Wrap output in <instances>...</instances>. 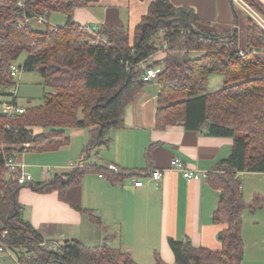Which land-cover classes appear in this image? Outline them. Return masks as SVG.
Instances as JSON below:
<instances>
[{
  "label": "trees",
  "instance_id": "trees-1",
  "mask_svg": "<svg viewBox=\"0 0 264 264\" xmlns=\"http://www.w3.org/2000/svg\"><path fill=\"white\" fill-rule=\"evenodd\" d=\"M243 1L264 18V7L257 0ZM18 2L0 0V230L8 231L5 242L18 263L138 264L120 249L87 248L77 240L60 243L58 251L42 247L45 240L24 220L17 200L25 187L49 192L80 183L87 169L112 183L122 179L118 174L87 166L49 183L20 185V171L4 173V165L23 153L26 144L49 140L46 134L56 140L47 143L50 148L39 147V151L58 150L66 142L62 139L65 130L70 128L86 129L96 147L107 146L109 132L123 127L126 106L149 83L142 80L140 63L164 47L168 56L190 52L200 56L183 60L166 57L163 68L157 70L155 79L160 88L155 127L162 130L178 125L187 131L204 130L208 136L233 139L223 167L206 179L220 194L212 221L225 226L219 233L222 248L214 252L169 239L174 264H242L244 198L236 174L264 173V30L249 18L247 47L241 51L236 29L222 34L205 31L200 27L203 21L191 8L174 7L169 0H162L150 5L131 45L124 27L103 26L88 32L84 25L72 21L76 8L98 0ZM55 12L63 14L66 21L53 30L49 24L44 31L35 29L32 22L19 25L25 18L47 19ZM97 38L102 41L93 45ZM22 54H26L23 64L12 77L13 61ZM157 63L153 62L152 68ZM34 71L39 72L47 89L44 103L22 106L24 113L7 119L1 106L11 98L9 90H17L13 99L18 104L16 79L22 72ZM215 74L223 77V87L204 91L203 86ZM35 129L43 132L35 135ZM155 264L166 263L155 253Z\"/></svg>",
  "mask_w": 264,
  "mask_h": 264
},
{
  "label": "crops",
  "instance_id": "crops-1",
  "mask_svg": "<svg viewBox=\"0 0 264 264\" xmlns=\"http://www.w3.org/2000/svg\"><path fill=\"white\" fill-rule=\"evenodd\" d=\"M17 1L19 5L22 2ZM157 1L162 0H98L76 8L72 21L97 28L124 27L132 45L136 28L150 5ZM257 1L264 7V0ZM169 2L174 7L191 8L203 21L200 27L205 31L222 34L236 29L238 49H246L250 17L235 8L231 0ZM166 55L163 47L148 60L158 62L155 72L163 68ZM159 88L156 79L151 80L126 106L123 127L109 132L107 146L96 147L86 129L70 128L65 130L62 139L66 142L58 150H37L36 161H44L43 154H52L49 159L56 167L51 166L53 171L49 174L43 173L45 168H40L41 173L34 171L36 178L32 177V185L74 174L76 170H69V165L81 161L85 167L104 168L113 164L120 169L118 175L122 178L112 183L87 169L80 183L62 190L38 192L30 187L22 188L17 200L23 218L45 241L77 240L87 248L120 249L138 264H155V253L164 263L174 264L169 239L190 242L195 248L221 250L219 233L225 226L212 221L220 194L206 179L223 167L221 163L230 156L233 139L208 136L204 130L187 131L178 125L157 129ZM33 93L26 91L30 99ZM42 132V129L34 130L35 135ZM47 143L28 144L26 150ZM23 153L18 154L17 162L25 159ZM176 158L201 178L188 181L172 171L171 162ZM154 170L163 173L159 182L134 187L133 179L145 181ZM236 177L244 198L242 264H264V173H237Z\"/></svg>",
  "mask_w": 264,
  "mask_h": 264
},
{
  "label": "built area",
  "instance_id": "built-area-1",
  "mask_svg": "<svg viewBox=\"0 0 264 264\" xmlns=\"http://www.w3.org/2000/svg\"><path fill=\"white\" fill-rule=\"evenodd\" d=\"M231 2L234 3L235 6L241 7L242 10L245 11L248 14V16L251 19H253V21L264 30V18L261 15H259L258 13H256L254 10H252L247 3H245L243 0H231ZM245 7L248 10H246ZM255 15H259L261 17V19L256 18ZM22 21L19 22L20 25L21 24L25 25V24H28L31 22H35L37 24H44L46 22V20L43 16H38L37 18H32V19L25 18ZM84 26H85L84 29L88 32H93V31H96V29H98L97 27L92 26V25H84ZM50 28L52 30L55 29L54 26L50 27ZM99 41H102V39L97 38L96 40L92 41V44L96 45V44H98ZM140 68L143 71L142 80L144 82H150L151 80L156 78L157 74H156L154 68H152L146 64H142L140 66ZM10 73H11L12 77H16V75L18 74L17 67L11 66ZM9 92L11 93V98L8 101L3 102L2 106H1V111L5 115V117H7V119L12 120V119H14L15 116L22 114L24 112V108L22 106L18 105L17 103H15V101L13 99L16 96L17 90L12 88L11 90H9ZM83 167H85V164L83 162H76V163H71L69 165L68 169L71 171H74V170H81ZM25 168H26V166L24 164L17 162L16 158L14 157V158H11L8 161H6V163L4 165V173L10 174L12 172L20 171V177L18 178V183L20 185H26V184H29L32 182V177L28 173L26 174ZM170 169L172 171L180 173L182 175V177L188 181L189 180H199L201 178V175H199L193 171L188 170L178 158L172 160ZM104 170H106L110 173H115V174L121 173L120 169L113 164L106 165L104 167ZM52 171H53L52 168L43 169L44 174H49ZM162 174H163L162 171L154 170V171H151L147 175V178L145 181L133 179L134 187H142L145 184L157 183L162 179V177H163ZM99 177L102 178V175H99ZM7 237H8V231L7 230H0V253L5 252L7 250V244L5 242ZM41 246L48 248L52 251H58V249H59L57 244H55L53 242H49V241H44L41 244Z\"/></svg>",
  "mask_w": 264,
  "mask_h": 264
},
{
  "label": "rangeland",
  "instance_id": "rangeland-1",
  "mask_svg": "<svg viewBox=\"0 0 264 264\" xmlns=\"http://www.w3.org/2000/svg\"><path fill=\"white\" fill-rule=\"evenodd\" d=\"M236 8L242 9L241 7H236ZM245 9L248 10L246 7H245ZM252 10H254L257 13V11L255 9H252ZM259 15H255V17L258 19L259 18L261 19V17ZM64 18L65 17L63 14H61L59 12H55V13H52L47 19H45L46 22L44 24H36V23L32 22L31 25H33L35 27V29H37V30L44 31L45 29H47L48 24L53 25V26H60V25L64 24V22H65ZM159 40H161V37L159 38ZM180 54L181 53H175V54H172V56H168V55H166V56H167V58L175 57V60L176 59L183 60L184 58H196V57L200 56V53H197V52H190L187 55H182V56H180ZM25 57H26V54H22L19 57V59L13 61V66H15V67L21 66L23 64ZM170 59H172V58H170ZM144 63L150 67L153 66L152 65L153 62L147 61V63L146 62H144ZM156 74H157V72H156ZM16 82L18 84L17 85L18 86V99H17V101H18V104L20 106L31 107V106H39V105H42L44 103V101H42L43 100L42 98L44 96V93L47 92V89L44 88L42 83H40L41 78H40V74L38 71H34L32 73L22 72L19 79H16ZM222 83H223V78L221 77V75H212L209 78L208 83H206L203 86L204 91L211 92V91L218 90L219 88L223 87ZM27 90H32L34 92L32 95V99H34V100L30 99L26 95ZM5 100H8V99H5ZM36 135H38V134H36ZM46 136H48V138H49V140H47L48 142L49 141H51L53 143L55 142L56 139L49 137V135H47V134H46ZM37 145L38 144H36L34 146H37ZM47 145L48 144L43 145V146H41V148H50ZM37 150H39V148H35V147L32 150H29V149L25 150L23 153L25 156V159L23 158V161L21 162L22 164H24L26 166V168H25L26 174L28 173L29 175H31V177H35V178H36L35 172L41 173L40 168H50L51 166L56 167V165H54L50 162L51 159H49V157L52 156V154H43V155H45L44 161H42V162L36 161L37 156H34V155L39 153V151H37ZM54 151H56V150H54ZM19 155H21V154H19ZM17 158H18V155H17ZM32 167L37 168V170L39 168V170H38L39 172L35 169H31ZM55 243L58 246H60V243H57V242H55ZM30 257H31L30 255H26L25 259L30 260ZM0 264H20V263H18V259H17V256L15 253H13L9 250H6L5 252L0 253ZM22 264H26V263L24 262Z\"/></svg>",
  "mask_w": 264,
  "mask_h": 264
},
{
  "label": "bare ground",
  "instance_id": "bare-ground-1",
  "mask_svg": "<svg viewBox=\"0 0 264 264\" xmlns=\"http://www.w3.org/2000/svg\"><path fill=\"white\" fill-rule=\"evenodd\" d=\"M20 25V24H19ZM142 64H145V63H140V66L142 65ZM24 111H25V109H24ZM24 113V112H23ZM25 147L27 148L28 147V144H26L25 145ZM53 243H55V242H53ZM56 244V243H55ZM59 247V246H58ZM7 250H9L8 248H7ZM50 250V249H49ZM10 251V250H9Z\"/></svg>",
  "mask_w": 264,
  "mask_h": 264
}]
</instances>
